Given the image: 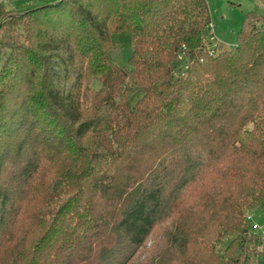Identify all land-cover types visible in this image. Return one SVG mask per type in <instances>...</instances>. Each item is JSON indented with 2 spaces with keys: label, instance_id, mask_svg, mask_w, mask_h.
<instances>
[{
  "label": "trees",
  "instance_id": "obj_1",
  "mask_svg": "<svg viewBox=\"0 0 264 264\" xmlns=\"http://www.w3.org/2000/svg\"><path fill=\"white\" fill-rule=\"evenodd\" d=\"M28 6L0 1V263L135 264L166 224L167 251L142 264L224 233L240 247L202 264H264L262 233L245 226L264 211V10L217 50L207 0ZM123 30L130 68L109 55ZM87 76L103 87L85 118Z\"/></svg>",
  "mask_w": 264,
  "mask_h": 264
},
{
  "label": "rangeland",
  "instance_id": "obj_2",
  "mask_svg": "<svg viewBox=\"0 0 264 264\" xmlns=\"http://www.w3.org/2000/svg\"><path fill=\"white\" fill-rule=\"evenodd\" d=\"M3 2L8 9L14 12H20L28 8L30 4L35 2L50 1V0H7ZM212 17V24L205 31V40L210 48L218 50V44L223 45L225 49H231L238 43V31L244 25L246 12L256 9L262 12L263 6L258 5L256 0H207ZM111 40L114 43L109 51V55L112 60L120 66L130 68V57L133 53V37L129 30H123L119 32H112ZM4 56L0 59V68L2 67ZM179 68H185L188 65V60L181 56L177 59ZM103 83L98 77L85 78L83 83V105L85 109L84 117L90 116V109L94 103H98L100 100L99 95L102 90ZM140 97L139 91L135 88L129 94V101L132 105H135ZM89 144L88 139L84 142ZM35 182H39L35 180ZM46 182H51V178L47 177ZM253 215L252 222H249L248 215ZM257 224L258 229L253 230L251 224ZM245 226L247 227L250 236L260 235L264 238V211H246ZM159 226L152 235L145 242L144 246L140 249L136 256L135 264H142L144 260L158 259V256L163 255L162 249L167 251L165 244V232L167 226ZM210 231V229H209ZM23 231L19 234L22 236ZM38 234L32 235L31 243L28 247H33L38 240ZM237 237V235L223 234L219 241L213 245V247L205 248L201 241L189 247L184 255H179L177 251L168 252L163 257L166 260V264H202L204 258H207L209 262H213L216 259L224 262L217 255V250H221L220 254H224V257L229 252V255H233L236 247H240V244L232 241L230 245V239ZM239 241V240H238ZM251 246V244H249ZM247 245V246H249ZM252 247H254L252 245ZM170 249V248H169ZM172 251V250H171ZM219 254V255H220ZM237 257L242 258L244 256V250H239L236 253ZM2 264V263H0Z\"/></svg>",
  "mask_w": 264,
  "mask_h": 264
},
{
  "label": "built area",
  "instance_id": "obj_3",
  "mask_svg": "<svg viewBox=\"0 0 264 264\" xmlns=\"http://www.w3.org/2000/svg\"><path fill=\"white\" fill-rule=\"evenodd\" d=\"M3 1H5V2H6L7 0H3ZM247 217H248V219H247V220H248L249 222H252V220H253V215L249 214ZM251 227H253V228H252L253 230H256V229H258V225H257V224H255V223H254V224H251Z\"/></svg>",
  "mask_w": 264,
  "mask_h": 264
}]
</instances>
